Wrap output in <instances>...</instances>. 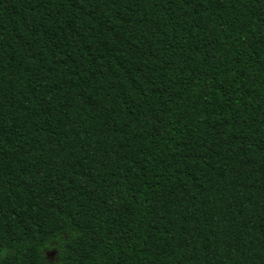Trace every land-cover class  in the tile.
Listing matches in <instances>:
<instances>
[{
  "label": "trees",
  "instance_id": "trees-1",
  "mask_svg": "<svg viewBox=\"0 0 264 264\" xmlns=\"http://www.w3.org/2000/svg\"><path fill=\"white\" fill-rule=\"evenodd\" d=\"M0 264H264V0H0Z\"/></svg>",
  "mask_w": 264,
  "mask_h": 264
}]
</instances>
